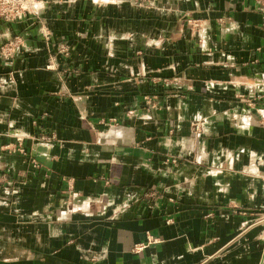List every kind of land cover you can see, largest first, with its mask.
Returning <instances> with one entry per match:
<instances>
[{
	"label": "crops",
	"instance_id": "0c3cea01",
	"mask_svg": "<svg viewBox=\"0 0 264 264\" xmlns=\"http://www.w3.org/2000/svg\"><path fill=\"white\" fill-rule=\"evenodd\" d=\"M34 1L0 19V264H264L257 2Z\"/></svg>",
	"mask_w": 264,
	"mask_h": 264
},
{
	"label": "rangeland",
	"instance_id": "374dc122",
	"mask_svg": "<svg viewBox=\"0 0 264 264\" xmlns=\"http://www.w3.org/2000/svg\"><path fill=\"white\" fill-rule=\"evenodd\" d=\"M9 8H15V12H13V14H9L10 16L7 18L5 15L2 16V11ZM36 9L37 8L34 0H0V19L8 21L17 20L24 17L25 15H33ZM16 12L18 13L16 14Z\"/></svg>",
	"mask_w": 264,
	"mask_h": 264
},
{
	"label": "built area",
	"instance_id": "2783aa9c",
	"mask_svg": "<svg viewBox=\"0 0 264 264\" xmlns=\"http://www.w3.org/2000/svg\"><path fill=\"white\" fill-rule=\"evenodd\" d=\"M255 1L260 6V10L261 11H264V5H263V1L264 0H255ZM23 10H25V9H23ZM13 12H15V8H13V9L9 8L7 10H3L2 13H1V15L2 16L5 15V17L7 18L8 16H10L9 14H13ZM17 13L18 12H16V14ZM193 127H194L195 131H198V129L200 128L198 124H195ZM263 221H264V219H263ZM149 241L151 243H156L157 242V239L149 238Z\"/></svg>",
	"mask_w": 264,
	"mask_h": 264
}]
</instances>
